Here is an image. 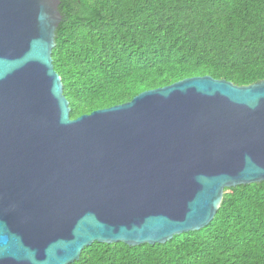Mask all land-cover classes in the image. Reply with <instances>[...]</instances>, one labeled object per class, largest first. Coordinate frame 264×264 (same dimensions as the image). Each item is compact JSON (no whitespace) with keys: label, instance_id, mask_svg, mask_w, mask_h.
Wrapping results in <instances>:
<instances>
[{"label":"water","instance_id":"1","mask_svg":"<svg viewBox=\"0 0 264 264\" xmlns=\"http://www.w3.org/2000/svg\"><path fill=\"white\" fill-rule=\"evenodd\" d=\"M60 0H0V264L198 230L264 181V79L184 77L72 118L52 65Z\"/></svg>","mask_w":264,"mask_h":264},{"label":"trees","instance_id":"2","mask_svg":"<svg viewBox=\"0 0 264 264\" xmlns=\"http://www.w3.org/2000/svg\"><path fill=\"white\" fill-rule=\"evenodd\" d=\"M51 50L70 116L184 77L264 79V0H60ZM69 264H264V181L224 187L213 218L164 242H92Z\"/></svg>","mask_w":264,"mask_h":264}]
</instances>
